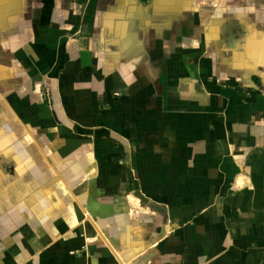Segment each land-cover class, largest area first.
Here are the masks:
<instances>
[{
	"label": "crops",
	"instance_id": "crops-1",
	"mask_svg": "<svg viewBox=\"0 0 264 264\" xmlns=\"http://www.w3.org/2000/svg\"><path fill=\"white\" fill-rule=\"evenodd\" d=\"M0 264H264V0H0Z\"/></svg>",
	"mask_w": 264,
	"mask_h": 264
}]
</instances>
